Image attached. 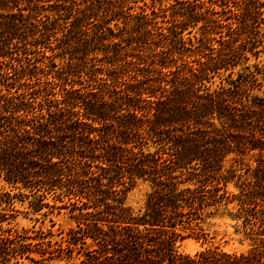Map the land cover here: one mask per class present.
<instances>
[{
	"label": "trees",
	"instance_id": "obj_1",
	"mask_svg": "<svg viewBox=\"0 0 264 264\" xmlns=\"http://www.w3.org/2000/svg\"><path fill=\"white\" fill-rule=\"evenodd\" d=\"M261 53L264 0H0V264H264Z\"/></svg>",
	"mask_w": 264,
	"mask_h": 264
},
{
	"label": "rangeland",
	"instance_id": "obj_2",
	"mask_svg": "<svg viewBox=\"0 0 264 264\" xmlns=\"http://www.w3.org/2000/svg\"><path fill=\"white\" fill-rule=\"evenodd\" d=\"M251 63H258L262 69L264 70V53L258 58H252ZM264 88V86H263ZM262 88V89H263ZM264 94V92H260ZM9 184L3 179L0 175V190L10 189ZM149 189L147 183H140L133 190H131L127 197V202L130 204L135 210H138L144 201L145 193ZM230 190H236L233 183L229 184ZM232 205L229 206V208ZM17 214L13 220V224L18 228H30L35 222L30 217H35L31 213H27V205L26 203L22 204L21 202L16 203ZM54 219L57 221V226L66 224V217L61 215H55ZM40 224V221L37 222V225ZM50 224L49 219L45 220V226ZM59 224V225H58ZM239 222L232 218L228 211L223 214L213 216L207 219L203 225L204 228L209 232L208 240L206 242H202L200 239H196L193 237L187 238L183 241L181 245V250L188 253H195L196 251L203 249L206 246H219L223 250L230 252H242L246 251L250 248L251 241L243 240V235L238 232L241 230L238 227ZM46 264H62V262H48Z\"/></svg>",
	"mask_w": 264,
	"mask_h": 264
}]
</instances>
